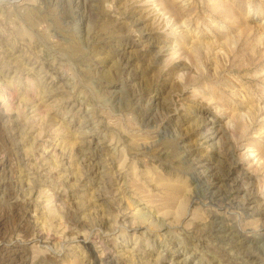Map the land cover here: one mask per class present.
I'll return each mask as SVG.
<instances>
[{
  "label": "rangeland",
  "instance_id": "obj_1",
  "mask_svg": "<svg viewBox=\"0 0 264 264\" xmlns=\"http://www.w3.org/2000/svg\"><path fill=\"white\" fill-rule=\"evenodd\" d=\"M0 264H264V0H0Z\"/></svg>",
  "mask_w": 264,
  "mask_h": 264
},
{
  "label": "bare ground",
  "instance_id": "obj_2",
  "mask_svg": "<svg viewBox=\"0 0 264 264\" xmlns=\"http://www.w3.org/2000/svg\"><path fill=\"white\" fill-rule=\"evenodd\" d=\"M6 255V254H5ZM7 256V255H6ZM10 257V256H9Z\"/></svg>",
  "mask_w": 264,
  "mask_h": 264
}]
</instances>
